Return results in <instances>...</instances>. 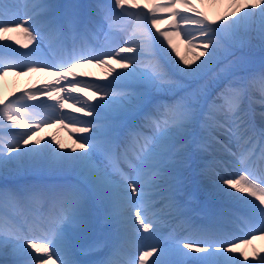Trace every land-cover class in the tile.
<instances>
[{
	"label": "snow or ice",
	"instance_id": "snow-or-ice-1",
	"mask_svg": "<svg viewBox=\"0 0 264 264\" xmlns=\"http://www.w3.org/2000/svg\"><path fill=\"white\" fill-rule=\"evenodd\" d=\"M125 4L138 7L135 0H114V5L36 0L31 10L21 14L9 0H0V34L18 31L33 45L30 52L17 53L25 59L36 57L29 60L28 71L52 70L60 81L71 75L69 88L61 85L60 92L92 88V95L99 96L97 103L85 101L76 109L91 119L80 121L82 126L73 131L91 135L77 137L70 151H59L49 143L41 146L39 139L33 142L43 124L23 123L11 104L0 109V118L27 129L0 145L2 264H148L149 257L150 264H244L249 259L244 253H240L242 261L224 255L236 251V240L222 230V222L232 213L217 211L221 207L217 200L243 208L246 215L237 219L247 235L264 233V111L259 113L258 126L254 110L244 106L256 90L257 102L264 105V0H226L227 9L218 19L197 11L188 0L156 5L149 9L151 25L172 51H176L173 36L183 34L187 42L188 55L179 57L183 67L146 31V40L158 45L161 55L144 63L145 49L125 41L126 46L115 53L122 71L108 67L112 77L108 84L77 79L74 68L93 61L107 66L105 57L113 56L112 52L93 55L87 37L102 31L114 16L145 15L128 13ZM173 4L183 5L193 15L175 10ZM161 11L178 21L175 31L160 32L157 25L162 21L155 13ZM244 47L258 48V61L237 55ZM6 67L15 65L0 66V72ZM39 91L28 99L35 100ZM29 144L33 146L25 147ZM214 145L233 157L241 169L238 175L210 172L205 161ZM64 147L58 143V148ZM257 147L259 155L253 159ZM49 177L55 181L49 182ZM205 178L212 182L204 204L208 222L196 228L183 218L187 205L196 199L190 187L199 189ZM160 191L165 207L182 218L189 235L181 237L171 224L168 236L161 234V223L168 221L154 207L153 193ZM42 202L58 211H40ZM19 208L29 211L20 214ZM130 211L134 216L127 215ZM105 223L117 227L114 238L105 235L101 226ZM247 235L242 239L250 243ZM85 238L87 242L81 243ZM124 244L131 248L128 258L121 255ZM254 259L264 264V255Z\"/></svg>",
	"mask_w": 264,
	"mask_h": 264
},
{
	"label": "bare ground",
	"instance_id": "bare-ground-1",
	"mask_svg": "<svg viewBox=\"0 0 264 264\" xmlns=\"http://www.w3.org/2000/svg\"><path fill=\"white\" fill-rule=\"evenodd\" d=\"M138 0H135V2ZM208 4H209V10L211 11V14L213 16H215L216 18H219L218 16L220 15V7H221V2H217V0H207ZM113 2V1H112ZM146 2L148 3V0H146ZM9 3H12L15 5V9L16 11L21 12V14L26 11V10H31L30 8H26V7H22V11L19 10V5L17 4L16 0H9ZM124 9L127 10V12L131 11V13H136L139 8H129L128 4L124 5ZM177 6V5H176ZM179 7H183V5H179ZM141 8H144V6H142ZM129 9V10H128ZM165 13V12H162ZM42 14V13H41ZM153 14H148V17L152 16ZM133 16V15H131ZM161 23L159 25H157L158 27H172L174 25H176V22L173 20V18H164L161 19ZM114 26V25H113ZM164 32H172L169 30H166ZM142 33V32H141ZM139 34V37L135 38V40L138 42V46H142V43L144 42V40L142 39V34ZM113 34V30H111L110 33V37H112L111 35ZM159 34V33H158ZM160 39L164 38L162 36H159ZM173 37H177V39H174L173 42V46L176 49L175 52L172 51V48L169 47L168 45L164 44L165 48H167V50L171 53V57L174 59V61H176L177 63H180V66L183 67L182 62H180L179 57L180 56H187L188 54L184 51L185 49H183L182 47V41H179L178 36H173ZM131 41H133L134 43V39L132 38ZM3 45H10V48H4ZM25 45H27V47H25ZM33 45L28 44V40L27 38L24 36L23 33L18 32V31H13V32H9V33H2L0 34V49H6L9 52H14L16 51L15 48L18 49H25V51L30 52L32 50ZM178 53H181L179 55H177ZM119 55H122V53H119ZM0 56L3 57L6 61L7 64L9 65H15V68L17 70H8L5 69L3 72H0V109L3 108L4 104H11L13 110L18 114V113H22V115L24 116H28L27 114V110L31 109L33 114L38 113V114H43V117H45L46 119H49L52 123L51 125H61V117H60V113H57L52 111L51 108H56V100L57 98H61L62 94L64 93H68L69 91L66 92H60L59 88L61 87V85H63L66 89H68L69 87H66L65 82L58 80V76H54L53 72H50L48 70L46 71H41V73L36 72L33 73L32 71H28V66H25L27 63L25 62H21L17 60V56L13 55V54H8V53H3L0 51ZM19 58V57H18ZM114 65L116 68L119 67V64L115 63V59H114ZM22 66H25L24 68L27 70L26 73H20V68ZM35 66V65H34ZM83 66L81 65L80 67L74 68L73 72L76 74L78 72L82 71ZM89 71L84 72L83 73V78H95V80H99L101 78H105L104 75H102L103 73L96 71L95 69H91V67L89 66ZM107 69V68H105ZM120 69V67H119ZM121 70V69H120ZM122 71V70H121ZM98 76V77H97ZM68 79L66 80V82L72 80V76L71 75H67L65 76ZM82 78L80 76H76V78ZM97 77V78H96ZM112 78V77H109ZM104 82H110V79H103ZM86 82V79L84 80ZM39 84V85H38ZM53 85H55V93H56V97L53 99H49L50 96H45V94L42 92L50 87H52ZM93 85H97V84H93ZM38 90H42L39 91L40 93L38 95H36V99L35 100H30V101H24V99L26 98V96L28 95H32L34 94L33 92H38ZM78 93V92H76ZM98 96V95H97ZM53 97V96H52ZM26 102H31L32 105L26 103ZM84 103V102H83ZM15 105V106H14ZM25 105V108H23L22 106ZM36 107V109H34ZM34 109V110H33ZM18 118H19V114H18ZM86 121V119H84ZM83 120V121H84ZM88 120V119H87ZM19 127H15L12 126V122L7 120L6 117H2L0 118V130H2V132L5 134V132H7L8 134H10L11 136L13 134H18L21 133L20 132ZM27 130V129H26ZM40 138L41 141V146L45 143H49L51 144L52 148H55L59 151H70L73 147H75L74 141H72L70 138L66 137L63 138V140H61L58 137V134L55 130V128H46V129H41L37 134L33 135L32 140L33 142L35 140L38 139V137ZM64 145L65 147L63 149L58 148V143ZM33 146L32 144H29L25 147H31ZM77 151H82L81 149H77ZM228 166L230 168H232V166H230V164H228ZM233 170H236V166L235 164H233ZM206 183H207V187H210L212 182L211 180L206 178ZM227 235H229L227 233ZM231 238H234V235H231ZM263 237H257L255 242V247L256 249L259 250V252L261 253V255H264V244H263ZM236 247V251L234 253H224L225 256H232L235 258L240 259L241 261L243 260V257L240 256V253H244L245 255L248 256V262L247 264H254V259L253 257L249 256L248 252L243 251V245L242 244H238L235 246ZM244 264H246L244 262Z\"/></svg>",
	"mask_w": 264,
	"mask_h": 264
},
{
	"label": "rangeland",
	"instance_id": "rangeland-1",
	"mask_svg": "<svg viewBox=\"0 0 264 264\" xmlns=\"http://www.w3.org/2000/svg\"><path fill=\"white\" fill-rule=\"evenodd\" d=\"M188 3L192 4L197 11L204 12L206 15H208L209 17H211V15H210L211 14V11L209 10V4H208V1L207 0H189ZM172 7L175 8V4H173ZM178 11H180L183 14L188 15V16H192L193 15L191 12L187 11L185 8L184 9H181V10H178ZM167 15L168 16H171V14L168 13V12H167ZM175 21L178 23L177 20H175ZM180 27H184V28H187V29H192L194 26L181 24ZM142 30H144V29L142 28ZM137 31L138 30L136 29L135 32L137 33ZM178 38H181L180 35L178 36ZM184 45H186L185 46V50L187 51L188 50V47H187L188 45H187V42L186 41H185V44ZM149 48L153 49L154 52L156 51V49H155V47H154L153 44H150L149 43V45H147V49H149ZM151 53H153V52H151ZM179 54H181V53H179ZM242 54L243 55H246V56H249V57H251V58H253V59L257 60V61L259 59V49L258 48L244 47L242 50L237 51V55H242ZM172 60H174V59L172 58ZM105 74L107 75V73H105ZM176 78L180 79V77H176ZM60 135L63 137L64 133H62ZM1 140H3V137L2 136H0V143H1Z\"/></svg>",
	"mask_w": 264,
	"mask_h": 264
}]
</instances>
